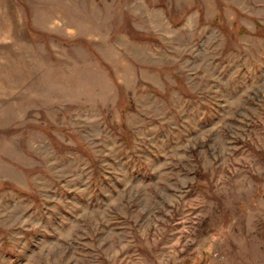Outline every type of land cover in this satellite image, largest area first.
<instances>
[{"label": "rangeland", "instance_id": "rangeland-1", "mask_svg": "<svg viewBox=\"0 0 264 264\" xmlns=\"http://www.w3.org/2000/svg\"><path fill=\"white\" fill-rule=\"evenodd\" d=\"M0 264H264V0H0Z\"/></svg>", "mask_w": 264, "mask_h": 264}]
</instances>
